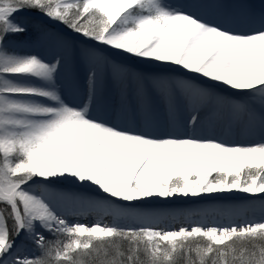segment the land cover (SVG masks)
<instances>
[{"label": "snow or ice", "instance_id": "1", "mask_svg": "<svg viewBox=\"0 0 264 264\" xmlns=\"http://www.w3.org/2000/svg\"><path fill=\"white\" fill-rule=\"evenodd\" d=\"M0 264H264V0H0Z\"/></svg>", "mask_w": 264, "mask_h": 264}, {"label": "bare ground", "instance_id": "2", "mask_svg": "<svg viewBox=\"0 0 264 264\" xmlns=\"http://www.w3.org/2000/svg\"><path fill=\"white\" fill-rule=\"evenodd\" d=\"M249 3L254 5L256 8H259L261 5V0H248ZM51 31H55V27L50 28ZM51 36H44V38L41 41H38L37 43L33 44L32 47L35 50L47 52L49 51L55 43L54 37H52V40L50 41ZM65 86L67 87V82L65 81ZM192 199V198H191ZM186 199L183 198V202L179 203H170V204H161L162 207H193V208H213L217 207L219 205L230 203V202H236L241 204H252L253 207L248 209V211L244 214L242 218H258L261 215L262 209H261V202L259 199L251 200L249 198L243 197V196H236V197H230L225 200H201L199 198H193ZM191 200V201H190ZM159 203V202H158ZM214 219H217V217L213 215H209L206 218L207 223L212 222ZM92 221V217H89L87 221L90 223ZM210 224V223H209Z\"/></svg>", "mask_w": 264, "mask_h": 264}, {"label": "rangeland", "instance_id": "3", "mask_svg": "<svg viewBox=\"0 0 264 264\" xmlns=\"http://www.w3.org/2000/svg\"><path fill=\"white\" fill-rule=\"evenodd\" d=\"M26 22L29 24V26H30V28L34 25V23H35V20H34V18H32V17H28V18H26ZM51 27H54V26H51V25H49V29L51 28ZM44 36H46V35H44V34H42L41 32H38V31H35V30H33V31H31L30 33H29V37H30V40H31V44L33 45V44H35V43H37L38 41H41L43 38H44ZM52 40V37L50 38V41ZM183 198H177V199H174L171 203H181V202H183V200H182ZM193 199V198H192ZM191 199V200H192ZM190 200V201H191ZM209 223H211V222H209Z\"/></svg>", "mask_w": 264, "mask_h": 264}]
</instances>
